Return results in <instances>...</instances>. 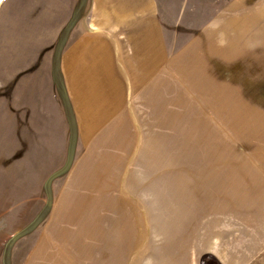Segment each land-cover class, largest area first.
Listing matches in <instances>:
<instances>
[{
    "label": "rangeland",
    "instance_id": "rangeland-1",
    "mask_svg": "<svg viewBox=\"0 0 264 264\" xmlns=\"http://www.w3.org/2000/svg\"><path fill=\"white\" fill-rule=\"evenodd\" d=\"M158 4L154 99L75 81L81 133L89 0H0V264H264V0Z\"/></svg>",
    "mask_w": 264,
    "mask_h": 264
},
{
    "label": "crops",
    "instance_id": "crops-1",
    "mask_svg": "<svg viewBox=\"0 0 264 264\" xmlns=\"http://www.w3.org/2000/svg\"><path fill=\"white\" fill-rule=\"evenodd\" d=\"M86 18L61 56L66 94L81 133L79 109L70 84L77 81L74 89L84 88L101 77L106 86H116L108 103L101 106L106 109L104 115L116 116L122 105L114 102L115 97L124 100L126 110L135 108L134 98L152 94L154 99L156 73L168 70L170 60L158 0H89Z\"/></svg>",
    "mask_w": 264,
    "mask_h": 264
},
{
    "label": "trees",
    "instance_id": "trees-1",
    "mask_svg": "<svg viewBox=\"0 0 264 264\" xmlns=\"http://www.w3.org/2000/svg\"><path fill=\"white\" fill-rule=\"evenodd\" d=\"M209 259L213 260L215 264H220L212 255L206 253L201 256L200 264H206Z\"/></svg>",
    "mask_w": 264,
    "mask_h": 264
}]
</instances>
